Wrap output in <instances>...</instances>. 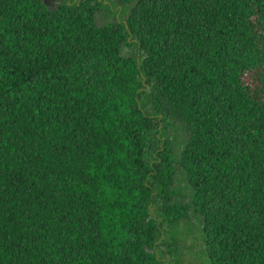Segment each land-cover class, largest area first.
Listing matches in <instances>:
<instances>
[{
	"label": "trees",
	"instance_id": "obj_1",
	"mask_svg": "<svg viewBox=\"0 0 264 264\" xmlns=\"http://www.w3.org/2000/svg\"><path fill=\"white\" fill-rule=\"evenodd\" d=\"M0 264H264V0H0Z\"/></svg>",
	"mask_w": 264,
	"mask_h": 264
},
{
	"label": "rangeland",
	"instance_id": "obj_2",
	"mask_svg": "<svg viewBox=\"0 0 264 264\" xmlns=\"http://www.w3.org/2000/svg\"><path fill=\"white\" fill-rule=\"evenodd\" d=\"M54 1L57 2V3L60 2V0H46L47 3L51 4V6L54 4ZM98 20H99V19H98ZM103 22H104V21H103L102 18H101V19L99 20V23H100V24H103Z\"/></svg>",
	"mask_w": 264,
	"mask_h": 264
}]
</instances>
